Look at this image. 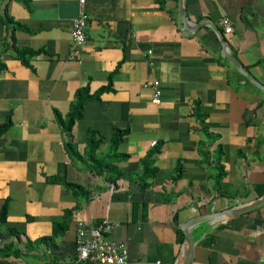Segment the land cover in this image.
Returning a JSON list of instances; mask_svg holds the SVG:
<instances>
[{
	"label": "crops",
	"instance_id": "crops-1",
	"mask_svg": "<svg viewBox=\"0 0 264 264\" xmlns=\"http://www.w3.org/2000/svg\"><path fill=\"white\" fill-rule=\"evenodd\" d=\"M177 1L86 0L87 37L72 52L77 0H0V123L12 118L0 139V207L8 202L0 264H76V220L88 231L105 220L118 223L110 236L126 243V264H175L182 244L177 229L185 221L264 194V95L220 56L211 27L184 31ZM184 6L192 22L207 18L222 29L220 20L228 18L229 51L264 83V0H184ZM4 12L30 30L13 31L18 46L44 49L29 65L6 44ZM85 85L91 93L110 88L85 103L71 132L63 131L54 109L65 115ZM195 99L207 114V132L192 114ZM116 128L128 129L117 149L128 157L102 164L98 175L87 158L88 134L103 138L95 155L104 158ZM69 141L77 155L67 151ZM159 141L157 173L143 187L142 161ZM219 146L225 175L218 183ZM53 176L57 181L48 179ZM66 210L64 232L42 240ZM191 232L192 264L264 263V205L203 220Z\"/></svg>",
	"mask_w": 264,
	"mask_h": 264
},
{
	"label": "trees",
	"instance_id": "trees-1",
	"mask_svg": "<svg viewBox=\"0 0 264 264\" xmlns=\"http://www.w3.org/2000/svg\"><path fill=\"white\" fill-rule=\"evenodd\" d=\"M1 19L3 20V23L5 24V26L7 27V29L10 32V40L8 42H6V44L13 50L15 57L20 59L24 65H29L30 64L29 61L31 60V58L36 56L40 52L44 51V49L43 48L32 49L29 47L18 46L16 44V39L14 37L13 31L17 28H24L26 31L30 32L29 28L14 22V19L9 17L6 14V12H4V15L1 17ZM224 61L227 64L228 63L230 64V61L228 59H224ZM120 64H121V62H118L115 69L109 73V82L112 81L111 77H112V75L116 74ZM4 66L5 65L2 62H0V71L4 68ZM250 66H244V68L249 70ZM232 70L234 73L241 75L234 67H232ZM227 82L229 84H232V80L230 77H227ZM248 83L251 84L250 82H248ZM108 88H110V87H108V86L101 87L95 93L90 92V88L88 85L77 88L76 91L74 92L73 99L70 103L69 111L65 115H63L58 109H56V108L54 109L55 118L57 120L58 125L61 127V129L63 131L71 132L75 121L82 117V111H83L85 103H87L88 101H90L92 99H98L100 97L101 93H103ZM257 91L264 95V93L261 90L257 89ZM192 114L200 122L201 129L204 132H207V126L205 123V119L207 117V114L200 112V101L198 99H195L193 101V112H192ZM11 124H12V118H11L10 114H8L7 117L5 118V120L0 123V139H1V136L11 126ZM127 131H128V129H118V128L115 129V131L112 135V138L110 140V145H111L110 150L111 151H109V153L104 158H98L95 155L96 150L98 149L103 138L100 135L98 136L97 132L94 130L88 134V137L86 140V151L88 154L87 158H88V160H91L93 162V166H91V168L89 167L90 170H92L93 172H95L98 175H101L104 172V169H103L104 167L102 166V164L107 165V164L112 163V161H117V160L124 159V158L128 157V154L119 153L117 151L118 145L122 141V137H123L124 133H126ZM215 136L216 135H214L213 137H215ZM161 145H162V141H159L153 148L150 149L149 153L147 154L145 159L142 161V170L138 175H139L140 185L143 187H148L150 185V182L148 180L150 178L154 177L157 173L158 168L155 165V158L160 151ZM65 147L67 148V151L70 154H73V155L78 154L77 150H76V146L71 141L67 142L65 144ZM220 149H221V146H219V156L217 157V167L219 169V172L216 176V181L218 183L223 179V177L225 175V172L223 169L224 167L220 163V158H221ZM118 175H120V173H118ZM179 176H180V174H177V176H175V180L177 178H179ZM116 177H117V175L113 176L111 178V180L114 181ZM48 179L51 181H57V178L55 176L48 177ZM63 184L66 185L67 187L71 188L73 190V192H75L77 194H80V193L87 194L86 189H84L80 184H77L74 182H68V181L63 182ZM259 193L263 194L264 189L260 190ZM145 206L146 205H144V207ZM7 211H8V202L6 199V200H4V202L2 203V205L0 207V225L4 224L6 222ZM70 217H71L70 210H66L64 212L63 217L59 220H56V222L53 224L52 234L47 236V237H41V239L46 240V241L48 239V240L52 241L54 237L58 236L59 234H62L67 227V222L69 221ZM177 240L179 243H182V241H183V232L180 228L177 229ZM212 240H213L212 237H208L207 240L205 241V243L211 244Z\"/></svg>",
	"mask_w": 264,
	"mask_h": 264
},
{
	"label": "built area",
	"instance_id": "built-area-1",
	"mask_svg": "<svg viewBox=\"0 0 264 264\" xmlns=\"http://www.w3.org/2000/svg\"><path fill=\"white\" fill-rule=\"evenodd\" d=\"M77 1L78 12L72 20L71 29L72 52L85 42L89 20V13L85 7L86 0ZM220 25L224 35L232 33L233 26L228 18L223 17ZM158 86L157 80L151 84L152 101L156 103L160 101L161 95ZM116 225L118 223L105 220L88 231L81 220H76L74 262L76 264H126L129 256L126 243L110 236Z\"/></svg>",
	"mask_w": 264,
	"mask_h": 264
},
{
	"label": "water",
	"instance_id": "water-1",
	"mask_svg": "<svg viewBox=\"0 0 264 264\" xmlns=\"http://www.w3.org/2000/svg\"><path fill=\"white\" fill-rule=\"evenodd\" d=\"M178 14L180 16V20L183 24L184 31L192 32L195 29H198L200 26H209L217 35V38L221 45L220 56L222 58H226L230 61L233 67L248 81L250 82L255 88L261 90L264 93V83L257 79L249 70L244 68L241 63L237 60V58L229 51L227 39L223 34L222 29L213 23L210 19H201L198 22H192L190 18L187 16L185 12L184 0H178ZM264 205V194L250 203H244L241 205H237L236 207H231L219 211L218 213H214V215L208 214L195 216L187 221H185L181 226L180 229L183 232V241L181 244L180 253L175 261V264H192L193 254H194V247H195V240L192 235V228L194 225L198 224L203 220L212 219V217H221L224 219H231L235 216L248 213L250 211L256 210Z\"/></svg>",
	"mask_w": 264,
	"mask_h": 264
}]
</instances>
